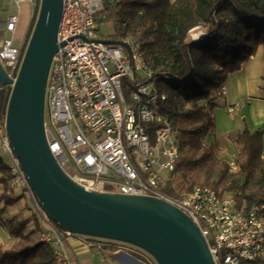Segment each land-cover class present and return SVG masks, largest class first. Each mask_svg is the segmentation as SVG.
<instances>
[{"label": "built area", "instance_id": "obj_1", "mask_svg": "<svg viewBox=\"0 0 264 264\" xmlns=\"http://www.w3.org/2000/svg\"><path fill=\"white\" fill-rule=\"evenodd\" d=\"M39 1L8 0L17 9L21 4L32 9ZM103 11L104 0H63L57 42L65 43L49 66L43 119L47 146L57 164L87 190L147 196L177 208L199 230L214 264L264 259V202L238 208L230 194L208 185H195L178 195L164 190L167 184L174 188L180 156L175 118L165 109L167 94L157 87L154 70L135 39L122 40L127 48L98 41L96 20ZM17 23L18 12L8 14L7 35L0 39V63L13 80L27 44L26 36L14 35ZM203 35L202 31L199 37ZM225 94L223 85L214 96ZM226 110L232 114L235 106L226 105ZM0 156L11 175L9 188L29 196L38 240L52 245L59 264H71L66 242L72 236L82 237L103 254L119 252L128 244L73 233L49 217L10 146L1 112ZM228 165L234 172L240 169L235 160Z\"/></svg>", "mask_w": 264, "mask_h": 264}, {"label": "trees", "instance_id": "obj_2", "mask_svg": "<svg viewBox=\"0 0 264 264\" xmlns=\"http://www.w3.org/2000/svg\"><path fill=\"white\" fill-rule=\"evenodd\" d=\"M38 10L32 8L28 34ZM104 15L112 33L101 39H135L144 60L153 68V80L167 94L165 109L175 118L180 156L174 174L182 183L170 184L172 195L208 185L230 194L238 208L264 202L263 139L259 131L246 127L235 134L238 172L216 155L215 140L205 144L214 129V94L232 72L241 68L257 48H264V0H104ZM202 27L204 35L193 40L190 32ZM0 112L4 118L11 87L0 84ZM207 101L206 105L200 104ZM185 103L190 108H185ZM212 172L215 174L213 175ZM11 175L0 156V182L4 205L20 195L9 188ZM17 243L2 252L0 264H59L50 243L33 241L29 234L15 232ZM114 247H110L113 249ZM238 264H264V259L241 260Z\"/></svg>", "mask_w": 264, "mask_h": 264}, {"label": "water", "instance_id": "obj_3", "mask_svg": "<svg viewBox=\"0 0 264 264\" xmlns=\"http://www.w3.org/2000/svg\"><path fill=\"white\" fill-rule=\"evenodd\" d=\"M63 0H40L15 80L0 63V84L10 86L5 130L31 190L59 226L80 235L116 240L150 254L157 264H214L192 221L152 197L90 191L57 164L45 139L44 98L57 42ZM128 47L125 41L98 39Z\"/></svg>", "mask_w": 264, "mask_h": 264}, {"label": "crops", "instance_id": "obj_4", "mask_svg": "<svg viewBox=\"0 0 264 264\" xmlns=\"http://www.w3.org/2000/svg\"><path fill=\"white\" fill-rule=\"evenodd\" d=\"M4 8L18 12L14 35L19 38L26 36L32 9L26 4H21L17 9L8 0H0V9ZM5 22H0L2 38L7 35L4 30ZM224 86L226 94L215 96L212 100L214 129L210 136L213 138L235 135L244 127L251 132L259 131L263 139L264 156V48H257L240 69L229 74ZM226 105L235 106V111L229 114ZM4 189L3 183L0 182V194ZM14 191L16 195H20V198L13 204L4 205L0 199V255L17 243L16 231L29 234L33 241L38 240L37 224L32 215L30 198L24 192ZM66 245L71 264H155L144 250L136 246L119 252L106 250L103 254L96 248L87 246L80 236L68 238Z\"/></svg>", "mask_w": 264, "mask_h": 264}, {"label": "rangeland", "instance_id": "obj_5", "mask_svg": "<svg viewBox=\"0 0 264 264\" xmlns=\"http://www.w3.org/2000/svg\"><path fill=\"white\" fill-rule=\"evenodd\" d=\"M12 11H10L8 8H4V9H0V22L4 21L6 19V16ZM32 13V10H31ZM31 18H32V14H31ZM96 35L99 36L100 38L102 37H106L108 36L110 33H112V25H111V20L108 19L104 13L99 14L97 16V20H96ZM203 29L202 27H196L194 29L191 30V38L193 39H198L200 38V32H202ZM28 33V31H27ZM27 36V34H26ZM29 36V34H28ZM2 38V36H0V39ZM135 38V37H132ZM28 37L26 38L25 43L27 42ZM203 101L200 102V104H202ZM234 135H230V136H223V137H211L210 134L206 137L205 139V144L209 145L210 142H212L213 140H215V142L217 143V150H216V155L218 158L220 159H224L228 162L234 161L236 158V153L238 151V147L237 145L234 143ZM69 172H73V170L68 167ZM229 171L230 172H234L230 169L229 167ZM212 174L214 175L215 173L212 172ZM174 188L176 190L181 189L182 187V183H181V179L180 177L175 174L174 180ZM13 192H16L13 190ZM15 194V193H14ZM123 248L122 249H127V248H133V246L128 245V244H122L121 245Z\"/></svg>", "mask_w": 264, "mask_h": 264}]
</instances>
